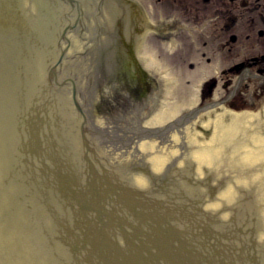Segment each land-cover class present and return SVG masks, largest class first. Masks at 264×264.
I'll return each mask as SVG.
<instances>
[{
	"label": "rangeland",
	"instance_id": "rangeland-1",
	"mask_svg": "<svg viewBox=\"0 0 264 264\" xmlns=\"http://www.w3.org/2000/svg\"><path fill=\"white\" fill-rule=\"evenodd\" d=\"M245 1L138 0L153 25L178 23L181 28L146 31L142 43L149 61L146 68L159 82L150 111L140 118L101 117L93 126V139L104 159L154 175L137 176L145 184L139 186L133 181L125 196L103 185V190H96L78 164L49 10L37 0H0V264H75L81 257L91 264L101 263V248L112 243L105 240L106 229L115 231V236H111L115 251L126 256L131 247L114 227L118 217L146 237L157 264H246L242 259L247 249L241 241L240 223L201 217L200 202L194 201L202 197L221 198L220 192L239 180L236 175L240 167L232 166L233 162L228 163L221 155L209 169L205 168L207 165L200 166L194 157L189 158L192 170L188 169L185 160L192 153L187 132L209 141L213 133L210 122L222 106L236 112L263 113L264 84L257 71L249 82L244 80L245 75L234 76L228 88L221 85L213 95L205 86L200 89L204 77L221 74L219 66L202 63L201 67V57L197 55L200 36L211 34L217 27V20L209 19L214 14L211 7L225 11L218 19L219 33L227 31L228 22L232 24L230 36H245L249 28L244 17L252 0H248V5ZM229 9L238 16L235 23L224 18L231 16ZM243 44L237 43L231 58L244 55ZM14 82L19 87L27 84L31 88L25 94L15 92ZM224 99L229 102L203 110L183 128L159 137L140 138V127H148V119L158 109L174 114L154 127L165 126L197 108ZM261 131L264 135V129ZM175 134L177 139L173 140ZM143 141H155L158 149L168 150L164 162L161 161L163 171L151 169V152L141 147ZM199 168L206 175L196 177ZM254 181L249 180V184ZM138 188L146 192H134ZM252 191L253 188L249 193ZM260 206L254 214L251 210L250 218L262 220L264 226V204ZM245 211L240 213L248 220ZM191 214L202 219H195L199 222L196 223L190 219ZM244 225L242 231L246 232L250 223ZM263 226L259 233L264 231ZM102 261L112 264L114 260Z\"/></svg>",
	"mask_w": 264,
	"mask_h": 264
},
{
	"label": "water",
	"instance_id": "water-1",
	"mask_svg": "<svg viewBox=\"0 0 264 264\" xmlns=\"http://www.w3.org/2000/svg\"><path fill=\"white\" fill-rule=\"evenodd\" d=\"M37 1L47 7L52 17L61 86L78 164L98 183L126 196L134 179L149 171L113 165L104 159L95 145L93 126L96 120L109 115L145 116L155 103L158 82L153 81L156 88L147 93L143 81L137 83L139 87L132 86L124 76L117 79V84L105 87L104 75L119 71L115 52L120 37L117 24L121 23L116 20L117 14L115 17L109 13L105 0ZM137 19L127 24L129 35L143 23ZM156 27H147L145 32L176 30L181 25ZM147 94L152 98L148 100Z\"/></svg>",
	"mask_w": 264,
	"mask_h": 264
},
{
	"label": "bare ground",
	"instance_id": "bare-ground-1",
	"mask_svg": "<svg viewBox=\"0 0 264 264\" xmlns=\"http://www.w3.org/2000/svg\"><path fill=\"white\" fill-rule=\"evenodd\" d=\"M30 88L31 87L27 84L19 87L15 82L12 86L13 91L21 94H25ZM171 114H174V112L170 113L163 109V113L155 114L146 125L150 127L162 123ZM263 119L264 110L262 114L251 111L236 112L222 106L218 112H215L214 119L210 122L213 133L209 141H201L202 137L200 135L187 132V137L190 138L189 141L191 142L190 145H192V148H189L192 153L185 159L188 169L192 170L191 165H189L191 161L189 158L191 157H194L200 166L207 165L208 168L206 166L205 168L209 169L212 163L219 161L218 157H220V155L228 163L233 162L232 166L237 165L240 167V172L236 175L239 180L233 181L226 190L221 191L219 194L221 198L213 197V200H204L202 197L194 200L193 196H188V199L200 202L199 214L201 217L203 216L221 223H240L239 229L242 233L241 241L245 244L247 249V255H243L242 259L246 264L264 263V231L259 233V227L263 226L262 220L250 218L252 216V214L250 215L251 210H253L254 214V212L256 213L257 210L260 209V205L264 204V179L261 180V177L264 176L262 175L264 173V156H262L264 155V148H262L264 147V135L261 131V129H264ZM97 125L100 128L101 124L99 122H97ZM148 127H141V133L145 132V129H148ZM172 138L173 140L177 139L176 134L173 135ZM38 143L41 145V141L38 140ZM141 147L151 152V161L153 162L150 165L151 169L154 172L163 171L164 164L162 165L161 161L163 160L164 162V157L168 154V150L158 149L155 141H143ZM153 152L155 153L154 155H152ZM224 155L225 157H223ZM203 170L204 169L201 171V168H199L196 177L206 175V172ZM149 173L153 178L154 175L151 172ZM88 177L96 190H103L105 186L102 187L100 183L89 175ZM253 179L255 180L254 184H249V180L252 181ZM134 182L142 186L144 181L143 179L135 178ZM256 184H258V186H255ZM233 185H236V188ZM250 185H252L251 188L249 187ZM252 188L253 191L249 193V190ZM134 192L142 194L145 193L146 190L138 188L134 190ZM184 209L187 210L188 207L186 206ZM242 210H248L243 212L249 216L248 220H244L243 215L240 213ZM226 212L228 216L225 215ZM191 215L192 217L190 219L193 221L198 218L202 219L195 214ZM194 222L199 223L197 221ZM245 222L250 223V225H248L246 232H243L242 230L245 226ZM113 224L128 242L131 250L126 256L122 255L121 252H116L114 239L111 237L115 236V233H113L114 230L109 232L110 230L106 229L104 230V233L107 234L105 240L112 243L101 248L103 250L100 251L102 253H100L99 257L101 263L97 261L96 263L94 262V264H105L106 262H103L102 258L110 259L111 261L114 260L111 262L112 264H157L153 261L152 252L146 241V237L140 233L138 228H132L123 217L116 218ZM256 233H258L259 236ZM238 237L239 236H236L235 238ZM48 254L49 253H45L44 255L46 256ZM47 258H49V256ZM76 263L91 264L90 262H85L82 257L79 258Z\"/></svg>",
	"mask_w": 264,
	"mask_h": 264
},
{
	"label": "flooded vegetation",
	"instance_id": "flooded-vegetation-1",
	"mask_svg": "<svg viewBox=\"0 0 264 264\" xmlns=\"http://www.w3.org/2000/svg\"><path fill=\"white\" fill-rule=\"evenodd\" d=\"M205 1L207 3L213 2V0ZM244 4L248 5L249 1L246 0ZM211 8L214 14H212L209 19L213 22L217 20L215 23L217 27L215 31L211 32V34L205 33V36H200L197 53L202 59L201 63H204L205 65L219 66L221 74H219L218 77L204 79L203 85L207 87L213 95L221 85L228 88L231 85L234 76L243 77V75H245L244 80L249 82L255 78V71L259 73L260 82L264 84V0H252V5L248 10L247 15L244 17L249 28V32L245 33V36H237L236 34H231L230 36L228 30L232 27V24L228 22L225 23L227 31L219 33L218 28L220 27H218V19L221 18L220 14L225 13V11L219 7L212 6ZM197 11L196 18L200 15V11ZM229 11L231 12V16H224V18H228L235 23L238 20V16L232 14L230 9ZM133 13L135 21L139 18L140 23V21L143 20L141 11L134 10ZM224 22H222V24ZM140 26L137 30H139ZM254 30H256L255 33H252ZM242 41L244 42V55L238 59L236 56L231 58L236 50L237 43ZM118 44L120 45L119 50ZM116 51L119 53V69L121 70L122 75L133 84L132 86L139 87L137 83L140 82V80L145 81V77L141 71L142 67L136 54L134 41L132 40L130 43H124V41L119 39ZM236 60L238 61L236 62ZM220 76L221 78L219 79Z\"/></svg>",
	"mask_w": 264,
	"mask_h": 264
}]
</instances>
